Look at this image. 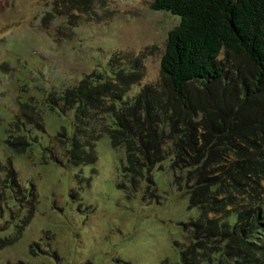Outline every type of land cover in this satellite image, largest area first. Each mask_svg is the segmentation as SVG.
<instances>
[{"label":"rangeland","instance_id":"obj_1","mask_svg":"<svg viewBox=\"0 0 264 264\" xmlns=\"http://www.w3.org/2000/svg\"><path fill=\"white\" fill-rule=\"evenodd\" d=\"M153 1L0 0V162L13 163L27 191L24 198L10 189L0 196V245L18 238L35 212L22 236L0 250V264H182L186 226L201 214L190 206V178L200 167L172 170L167 160L152 172L154 184L145 175L131 185L126 151L107 135L94 165L74 166L70 141H58L65 131L74 136L75 114L56 98L87 77H139L125 100L161 83L168 35L181 19L154 11ZM21 105L42 117L44 130L25 118L17 128ZM94 119L100 129L98 119L110 116ZM11 132L28 137L26 154L10 149ZM249 179L242 195L234 192L237 208L263 206L264 178Z\"/></svg>","mask_w":264,"mask_h":264},{"label":"trees","instance_id":"obj_2","mask_svg":"<svg viewBox=\"0 0 264 264\" xmlns=\"http://www.w3.org/2000/svg\"><path fill=\"white\" fill-rule=\"evenodd\" d=\"M151 8L181 19L168 35L161 83L125 100L139 77H87L56 98L75 114L74 136L65 131L58 141H70L71 164L94 165L97 143L107 135L114 149L126 151L123 171L131 185L145 175L154 184L152 172L167 160L172 170L200 167L190 178L196 180L190 206L201 214L186 226L182 264H264V200L262 207L237 208L234 193L245 192L249 175L264 178V0H154ZM33 112L21 105L18 129L20 118L45 129ZM98 113L110 116L98 119L100 129L93 124ZM6 142L16 154L30 146L27 136L12 132ZM225 183L229 189L218 188ZM8 189L26 197L10 160L0 162V196Z\"/></svg>","mask_w":264,"mask_h":264}]
</instances>
